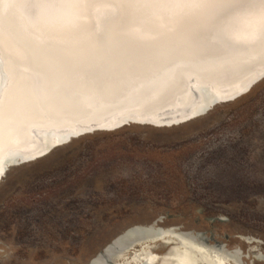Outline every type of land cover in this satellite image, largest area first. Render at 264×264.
<instances>
[{"label": "rangeland", "instance_id": "374dc122", "mask_svg": "<svg viewBox=\"0 0 264 264\" xmlns=\"http://www.w3.org/2000/svg\"><path fill=\"white\" fill-rule=\"evenodd\" d=\"M156 217L238 248L243 264L253 246L264 257V80L189 123L96 132L11 169L0 182V264H84ZM170 245L151 244L160 264Z\"/></svg>", "mask_w": 264, "mask_h": 264}, {"label": "bare ground", "instance_id": "6f19581e", "mask_svg": "<svg viewBox=\"0 0 264 264\" xmlns=\"http://www.w3.org/2000/svg\"><path fill=\"white\" fill-rule=\"evenodd\" d=\"M162 2L163 0H0L1 8H8L12 12V16L32 34L33 39L41 40L40 44L36 43L35 47L41 57L42 65L37 70L30 68V72L28 69H19L17 86L10 91L7 100L0 105V163L9 156L6 162L9 164L8 171L25 165L23 164L24 160L28 158H30V164L34 163V160L45 158L54 150L81 138L67 140L70 135L91 128L88 126L61 131L43 130L38 133L45 135V138H42L44 144L35 135H31L32 126L50 127L60 124L64 117L63 114H59L60 108L57 109L58 114L55 115L58 120L54 122L50 118L44 117L39 111L29 114L23 112L33 101V98H36L35 85L43 69H55L58 74L57 79L51 78L58 89V103L68 101L70 106L85 109V112L77 119L88 121L100 119L121 105L131 103L129 99L136 100L145 97V94L134 95L133 91L126 97L118 96L115 101L106 102L103 99L108 93L106 91L119 90L129 81H137L158 73L156 83L161 85L159 87V90L162 91H160L161 95L150 94L142 106L152 107L153 111L164 107H167V110L149 119L145 116L133 115L132 113L140 112L135 107L127 109L124 114L113 115L97 125L107 129L109 133L124 127H131V125L147 127L146 122L155 125L181 122L212 101L232 98L235 93L240 92L239 82H235L233 86L225 89L219 86V80L205 79L206 82L213 84V88L210 89L206 85L202 87L191 85L187 79L192 74L208 75L216 73V70H220L224 66L235 67L236 64L232 63V60L237 59L238 62H241L245 58L242 53L230 58L229 65L221 63L206 72L177 68L176 73L178 77L181 76V83L184 84V87L180 91L175 89L169 93L170 89L167 86L173 81V77L168 75L171 71L174 72L175 68L169 66L155 70L157 63L162 62L168 55L172 56L179 51L210 50L214 42H220L217 38L212 41L207 37L204 39L205 36L202 37L201 32L219 14L215 13L218 9L217 4L224 0H174L181 6L167 8L159 6ZM116 11L120 12L122 16H128L130 21L136 22L135 24L129 23L120 29L122 37L125 38L123 41L112 47L109 41L100 42L93 35L85 34V28L92 24V21L96 22ZM263 25L264 3L257 6L239 7L236 13L225 14L220 29L222 36L233 44L251 49L250 47L254 45ZM47 43L50 48L58 49V57L53 56L56 55L55 52L48 53L45 49L46 46L42 47L41 44ZM197 46L198 48H196ZM173 48H177V50ZM212 49L215 50L214 47ZM18 56L22 58L26 56V53L25 55L19 53ZM261 72H264V68L261 69ZM3 79H5V75L1 79L2 82ZM259 82L255 83L246 93L228 103L246 95ZM165 86L167 89H164ZM192 87L208 94L207 104L199 101L187 111L185 108L192 104ZM185 90L187 92H184ZM165 91L167 92L164 93ZM167 93L169 95L164 99ZM177 95H183V98L180 100ZM159 96L161 97L159 98ZM98 97H101V101ZM87 98L92 101L85 108ZM121 102L123 104L117 105ZM219 105L223 104L212 106L205 114H201L189 122L206 116ZM128 121L137 123L133 122L128 126L124 125L113 129L114 125ZM41 143L44 145L43 147L40 146ZM49 148L52 150L48 154L34 159L35 156L41 155ZM163 222L162 218V221H156V223L151 221L146 225H132L122 229L84 264H160L158 254L151 251L150 247L154 242L163 239L172 244V248L170 245L165 252L167 264H243L240 261L241 253L238 248L225 250L224 246L218 242L204 241L202 239L204 234L197 230L165 226ZM244 238L248 245L255 243L250 237ZM250 251L251 262L249 264H253L254 260L264 264V257L257 255L256 246H253L248 253Z\"/></svg>", "mask_w": 264, "mask_h": 264}, {"label": "water", "instance_id": "95a60500", "mask_svg": "<svg viewBox=\"0 0 264 264\" xmlns=\"http://www.w3.org/2000/svg\"><path fill=\"white\" fill-rule=\"evenodd\" d=\"M263 3L264 0H224V2L218 3V9L215 13L219 14L215 16V18L210 24H208V26L206 24L207 27L204 28L201 32V36H205L204 39L207 37L212 41L217 38L218 41H220L217 43H213V47L215 50H213L212 47L210 48V50L204 49L184 52L179 51V53H174L172 54V56L168 55L162 60V62L157 63L158 65L156 64L157 66L155 70H158L162 67L174 66L175 71H171V73L168 75L173 77V81H171L168 86L166 85L167 88L169 87L170 89L169 93H172V90L174 91L176 89L177 91H180L184 87V84L181 83V76L178 77V74L176 73L177 68H184L186 70L194 69L195 72L203 70L206 72L216 65H221V63H226L229 65V63H231V60H229L230 58H233V56H237L238 53H242V55L244 54L245 58L242 59L241 62H238L237 59L232 60V63L235 62L236 64L235 67L229 68L230 65L224 66L220 70H216V73L208 74L209 76L202 74H192L187 79V82H190L191 85H198L200 87L206 85L210 89L213 88V84L211 82H206L205 79L214 81L219 80V86L225 89H228L229 87L233 86L235 82H239L238 85L241 87L240 92L235 93L232 98L212 101V103H209L203 109L199 108V111H197V113H194L187 120H183L177 123L172 122L169 124L162 123L161 125H155L154 123L146 122L145 124H148L147 127L154 129H167L177 127L178 124L182 125L186 124V122L189 123L191 119L201 114H205L211 109L212 106L219 103L227 104L230 100L233 101L240 95L246 93L255 83L264 80V72H261V69L264 68V25L262 28H260L258 38L256 39L254 45L250 47L251 49H247L246 46H237L236 44H233L231 41L222 36L220 29L222 25V18L225 14L236 13L239 7L252 5L257 6L262 5ZM12 15V12L8 8L0 7V105H2L7 100L10 91L14 90V88L17 86L19 69H28L30 72V68H32L33 70H37L38 68H40V65H42L40 62L41 57L39 55V52H37V48L35 47L36 43L40 44L39 41L41 40L33 39L32 34H30ZM127 17L128 16H122L118 11L113 12L110 15L100 18L96 22L92 21V24L85 28V34L93 35L100 42L109 41L112 47H114L118 42H121L123 41V39H125L124 37H122L120 29L128 25L129 23H136L135 21H130V19H128ZM6 40L8 41V43ZM221 44H223V46H221ZM41 45L42 47L46 46L45 49L48 53L53 54L55 52L56 55L53 56H59L57 48H50L48 43ZM196 48H198V46ZM173 49L177 50V48ZM19 53H24V55L26 53V56H23L24 58H19ZM3 75H5V79H3L2 82L1 79ZM39 75L40 76L38 77L37 83L35 85L36 98H33V101L23 111L24 114L39 111L44 117L50 118L52 122L58 120L55 117V115L58 114V108H60L59 114L64 115V117L61 119L62 122L60 124L52 125L50 127H31V135H35L40 141H42V143V138H45V135L39 134L38 132H41L43 130L52 129L55 131H61L68 130L74 127L91 126V128H88L87 130L81 132L79 131L75 135H70L67 139L70 140L77 137H83L84 135L88 134L92 135L96 132L109 133L107 129L100 128L97 125L100 124L102 120L110 118L113 115H119V113L120 115L124 114L126 110L130 108L135 107L140 111L138 113H132L133 115L137 117L145 116L149 119L155 117L158 114H161L164 110H167V107H164L163 109L153 111L152 107L146 108L142 106L144 101L150 96V94L159 95L162 92L161 90H159V87L161 85L159 83H156V77L159 76L158 73L150 75L149 77L143 76L145 78L139 79L137 81H129L123 86V88L119 90H115L112 92L106 91L108 93H106L105 98H103L106 102L115 101L116 99H118V96H121V98L126 97L128 96L127 94H132L133 91L134 95L145 94V97L136 100H131L128 98L131 103L123 104L121 102L117 105H123L115 109L112 113H108L100 119L97 118L89 121L77 119L80 115L85 112V109L70 106L71 104H69L68 101L58 103V89L56 88L57 86L55 87L56 83H53L51 81V78H58V74L57 72H55V69H43L42 73ZM166 86L164 89H167ZM166 92L167 91H165L164 93ZM184 92L187 91L185 90ZM191 92L192 104L185 108L187 111H189V109H191V107H193V105H195V103L199 101H202V103L207 104L208 94L205 91H200L199 89L192 87ZM169 93L165 95L164 99L168 97ZM179 96L180 95H177V98L181 100L183 98V95H181L180 97ZM160 97L161 96H159V98ZM98 98L100 100L101 97ZM90 101H92V99H86L87 104L85 105V108L88 106ZM133 122L137 123L135 121H128L121 123L120 125H114L113 129H118L120 127H123L124 125L128 126L129 123ZM42 143L40 144V146L43 147L44 143ZM51 150L52 148H49L41 155L35 156L34 159H38V157L40 158L42 156H45ZM8 159L9 156L6 157V159L2 163H0V180L4 179L7 173L9 172V164H6ZM24 162L25 163L23 164L25 165L30 164V158L24 160ZM156 221H162V217H158L152 220V223H156Z\"/></svg>", "mask_w": 264, "mask_h": 264}, {"label": "snow or ice", "instance_id": "6c2138e0", "mask_svg": "<svg viewBox=\"0 0 264 264\" xmlns=\"http://www.w3.org/2000/svg\"><path fill=\"white\" fill-rule=\"evenodd\" d=\"M160 7H180L179 3L174 2V0H163V2L159 5Z\"/></svg>", "mask_w": 264, "mask_h": 264}]
</instances>
